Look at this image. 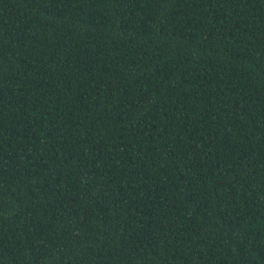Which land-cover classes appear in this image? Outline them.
<instances>
[{"label": "trees", "instance_id": "1", "mask_svg": "<svg viewBox=\"0 0 264 264\" xmlns=\"http://www.w3.org/2000/svg\"><path fill=\"white\" fill-rule=\"evenodd\" d=\"M0 264H264V0H0Z\"/></svg>", "mask_w": 264, "mask_h": 264}]
</instances>
